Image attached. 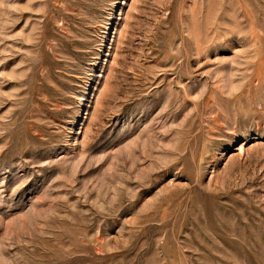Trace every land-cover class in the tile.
I'll return each mask as SVG.
<instances>
[{
    "label": "rangeland",
    "instance_id": "374dc122",
    "mask_svg": "<svg viewBox=\"0 0 264 264\" xmlns=\"http://www.w3.org/2000/svg\"><path fill=\"white\" fill-rule=\"evenodd\" d=\"M0 264H264V0H0Z\"/></svg>",
    "mask_w": 264,
    "mask_h": 264
}]
</instances>
